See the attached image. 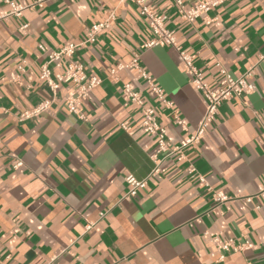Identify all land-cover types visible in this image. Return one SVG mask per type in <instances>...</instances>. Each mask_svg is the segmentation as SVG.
<instances>
[{
  "label": "crops",
  "instance_id": "1",
  "mask_svg": "<svg viewBox=\"0 0 264 264\" xmlns=\"http://www.w3.org/2000/svg\"><path fill=\"white\" fill-rule=\"evenodd\" d=\"M9 1L25 7L22 16L10 14ZM37 1L0 0V264H264V0H230L193 23L176 0H146L212 87L222 78L217 62L234 76L254 66L257 86L225 102L205 137L183 160L164 158L156 175V137L123 85L155 109L173 143L190 136L206 100L176 49L144 48L153 32L133 0ZM111 12V27L86 42L91 25ZM70 43L78 45L74 56L49 67L55 78L79 62L101 80L84 101L85 119L65 106L72 84L54 93L40 79L50 54ZM135 56L187 129L135 69L111 74ZM45 101L46 110L21 120ZM130 174L148 183L125 198ZM230 240L242 248L222 258Z\"/></svg>",
  "mask_w": 264,
  "mask_h": 264
},
{
  "label": "built area",
  "instance_id": "2",
  "mask_svg": "<svg viewBox=\"0 0 264 264\" xmlns=\"http://www.w3.org/2000/svg\"><path fill=\"white\" fill-rule=\"evenodd\" d=\"M133 1L141 6V14L148 18L150 28L153 32V37L145 43L144 48L161 45L171 46L176 49L179 60L186 73L190 76L191 82L198 87L206 100V110L197 130L181 142L173 143L167 137V129L158 123L155 109L144 106L139 93L133 89L130 83L123 85L130 99L141 106V111L145 116L143 122L144 128L149 134L156 137L157 148L155 153L151 156L155 162V167L151 174L156 175L160 172L161 163L164 158L175 157L178 160H183L185 158L186 148L199 143L205 137L207 130L206 125L211 123L214 118L220 114V109L225 102L256 92L257 86L254 82L255 67L251 66L241 76H234L222 65V63L217 62L216 66L219 68L222 78L217 87H212L206 80L204 72L196 65V55L184 50L179 44L176 32L166 28L164 25V15L159 13L154 7L148 5L146 0ZM228 1L230 0H196L193 4L186 5L183 0H176V4L183 19L188 23H193L196 19L206 16L209 12ZM42 2L43 0H38L36 3L41 5ZM9 5L11 7V15L17 17L22 16L25 7L17 5L13 1H9ZM115 17V12H111L105 20L92 24L86 42H95L101 33L111 27ZM27 27V23H22L20 28L24 30ZM77 46L78 45L74 43H70L52 52L49 56V61L42 68L40 79L46 81L54 93L63 83L72 84L73 89L65 99V106L70 113L77 115L80 119H85L86 114L83 108L84 101L90 96L94 88L101 83V80L97 77H89L84 65L79 62H68L65 70L62 73L56 74L55 78L52 77V72L49 67V65L55 61L64 58H72ZM125 68L135 69L146 82L149 93L156 97L163 106L172 109L178 124L184 129H187L184 119L174 109L173 102L166 96L164 90L156 84L152 75L140 64L139 56H135V58L126 65H118V67L113 68L111 74L116 75L118 70ZM50 104L51 101H45L33 110L24 111L20 116L21 120L29 119L40 114L46 110ZM122 127L124 130L132 133V129L128 123H123ZM20 164L21 162L17 163V165ZM126 182L128 190L124 195L125 198L137 196L138 192L145 188L148 183L147 179L139 180L132 174L126 177ZM261 194L264 195V188L261 189ZM216 196L219 201L227 199L222 193H216ZM243 246L249 247L250 244L246 242ZM220 248L222 251V258H224L227 252L232 250L238 251L242 248V245H235L234 241L230 240L223 243Z\"/></svg>",
  "mask_w": 264,
  "mask_h": 264
}]
</instances>
